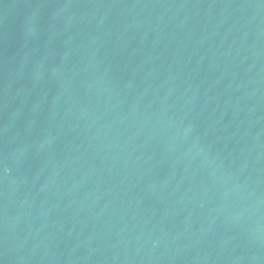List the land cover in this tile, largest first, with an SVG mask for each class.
Returning <instances> with one entry per match:
<instances>
[{"label": "water", "instance_id": "95a60500", "mask_svg": "<svg viewBox=\"0 0 264 264\" xmlns=\"http://www.w3.org/2000/svg\"><path fill=\"white\" fill-rule=\"evenodd\" d=\"M0 264H264V0H0Z\"/></svg>", "mask_w": 264, "mask_h": 264}]
</instances>
